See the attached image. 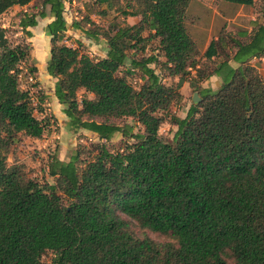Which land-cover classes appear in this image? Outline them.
Returning a JSON list of instances; mask_svg holds the SVG:
<instances>
[{
    "label": "trees",
    "instance_id": "16d2710c",
    "mask_svg": "<svg viewBox=\"0 0 264 264\" xmlns=\"http://www.w3.org/2000/svg\"><path fill=\"white\" fill-rule=\"evenodd\" d=\"M224 1L260 14L250 31L221 30L203 52L221 59L201 62L186 21L191 0H126L120 13L139 21L114 23L113 33L88 17L69 24L64 0H0V15L31 4L0 25V264H44L47 250L51 264H264V78L251 64L264 54V0ZM46 7L53 19L45 26V69L54 95L69 129L98 138L78 143L66 160L50 156L52 184L6 164L18 135L39 139L47 128L35 115L40 100L33 104L22 85L37 71L29 62L28 27L46 16ZM70 26L93 41L105 39V56L92 58L80 41L65 44ZM10 32L21 39L12 41ZM149 42L151 53L137 57ZM127 60L126 73L143 75L138 89L118 74ZM158 61L179 79L191 71L196 81L220 79L215 91L197 90L200 101L184 117L171 115L177 126L171 143L158 130L180 93L160 82L152 66ZM79 89L92 97L79 100ZM124 118L141 131L133 133ZM116 133L134 141L113 151ZM118 212L173 241L134 235Z\"/></svg>",
    "mask_w": 264,
    "mask_h": 264
},
{
    "label": "rangeland",
    "instance_id": "374dc122",
    "mask_svg": "<svg viewBox=\"0 0 264 264\" xmlns=\"http://www.w3.org/2000/svg\"><path fill=\"white\" fill-rule=\"evenodd\" d=\"M91 2H93V0H66V15L72 18L77 16L80 19L89 12L93 13L96 10H102L106 12L105 16H97V18L93 16V18L97 19L98 25H103V28H107L110 33L114 32L111 28L114 23H123L118 8L124 6L126 0H110L108 6L106 4H95L93 6ZM196 8L194 12L188 11L186 21L189 27L197 22V20L203 21L202 23L205 26L204 31H202L203 34H197V41H195L199 51L198 58L201 62H211L212 60L217 62L221 59L216 56L215 53L212 55L211 59H207L208 57L203 53L211 40L217 38L221 30L231 34L237 33L240 30L250 31L254 20L260 14L255 6L237 5L224 0H196ZM14 21L13 12H8L0 17V23H12ZM258 21L262 22L263 18L261 17ZM21 37L20 33L10 32L9 34V38L12 41H19ZM153 46V42L147 43L145 45V50L137 52L136 56L141 57L144 56L145 53H151ZM84 49L90 52L89 55L92 58H98L100 57L99 52L102 47L97 45V49L92 50L89 46L85 45ZM128 55H132L130 50H128ZM29 62L30 64L35 63V59L32 58ZM161 62L162 61H158L157 64H152L155 68V72L160 78V82L165 85L173 86L180 93L178 100L170 106L168 113L165 114L164 120L160 124L158 130L160 137L164 141L171 143L177 129V126L171 120V115L184 117L189 106L194 103L192 100L193 93L197 92L201 87L210 88L212 91H215L220 85V79L218 77V79L208 78L196 81L191 77L194 71H191L190 75L179 79L174 76H169L166 65ZM230 64L233 65L234 68L238 66V64L233 61H230ZM251 64L255 67L260 76L264 78V54L261 57L251 59ZM128 67L129 60L119 67L118 74L126 75L128 82L135 89H138L143 82V75L138 69L132 70L131 73H126ZM36 69L35 78L23 79L22 85L24 88L30 90L33 104H37L38 100H40L42 109L40 112L35 111V115L38 118H43L47 123V128L39 139L18 135L17 141H15L10 152L7 154L6 164L8 166L18 165L27 179H34L41 183L48 182L52 184L54 183V178L48 175L49 157L56 155L58 158L66 160L68 152L74 149L78 143L87 144L90 141L97 142L98 138L95 133L82 129L71 130L68 128V119L62 112L63 105L57 101L54 95V86L52 88L53 78H50V76L48 77L45 68L42 66H38ZM77 97L80 100L83 97L90 98L92 95L85 92L83 89H79L77 91ZM122 123L132 124L133 133L141 131V126L135 123L131 118H124ZM133 141L134 139L131 137L124 138L120 133H116L110 140L109 146L113 151L122 150L120 146H124V144H129ZM118 215L127 222L129 231L138 237L148 236L156 242L173 241L168 234L158 233L144 228L140 226L137 221L120 212H118ZM223 256L227 261H233V255L228 249L225 250ZM52 260L53 253L47 250L42 255V261L44 264H51Z\"/></svg>",
    "mask_w": 264,
    "mask_h": 264
},
{
    "label": "crops",
    "instance_id": "0c3cea01",
    "mask_svg": "<svg viewBox=\"0 0 264 264\" xmlns=\"http://www.w3.org/2000/svg\"><path fill=\"white\" fill-rule=\"evenodd\" d=\"M74 1V0H73ZM96 2V0H93V2ZM110 1V0H108ZM92 3V2H91ZM64 4L65 7L66 6V0H64ZM99 4L98 2H96V5ZM110 4V2H107V6ZM31 4L27 5V6H13L12 8H10L7 12L3 13L0 15V17H2L4 14L8 13V12H13V14H15L17 11L19 10H27V9H31L30 8ZM196 8V0H191V3L188 7V11L190 10L191 12H194V9ZM196 10L198 11V9L196 8ZM119 11V8H118ZM46 12V16L41 18V17H37V24L35 26L32 27H28V30L31 32V37L28 38L27 40L30 42L31 44V51H30V59H35V63H33L37 68L38 66H42L43 68H45L46 66V62L49 58V52H50V36H48L45 33V26L53 19L52 16H50L48 7H46L45 9ZM102 10H96L93 13H87L84 16H82L80 19L77 16L69 17L66 15V11L64 12V17L65 20L71 24L73 21H80L83 17H88L90 18L96 25L97 24V19H94L93 16H95L97 18V16L101 17V16H105L102 15ZM120 13V11H119ZM121 14V13H120ZM198 14V13H197ZM121 21L128 25H133L136 24L139 21V17L138 16H130V15H122L121 14ZM196 21V20H195ZM203 21H198L195 22L194 24L191 25L190 28V33L193 37V39L195 41H197V34L202 33V31H204L205 26L202 23ZM1 26L6 27L9 26L10 23H6V22H1L0 23ZM88 26V25H87ZM98 26H100L101 28H103V25L99 24ZM87 28V27H85ZM107 29V28H104ZM200 31V32H199ZM203 34V33H202ZM71 35V36H70ZM83 41H82V40ZM73 42H72V41ZM81 42L84 46H89L90 49H97V45H100L102 47V49L100 50V56L104 57L106 50H107V44L105 39H103L101 36H98V39L96 41L91 40L90 38L86 37L82 32H80V30L78 29H74L71 26L66 30L65 32V39H64V43L69 45V46H76L77 42ZM87 51V50H86ZM88 54H90V52L87 51ZM43 59V60H42ZM231 65V64H230ZM233 68L234 66L231 65ZM46 70V69H45ZM49 77V75H48ZM50 78H52L50 76ZM210 79H218L217 76L212 75L211 77H209ZM53 79H52V88H53ZM92 95V94H90Z\"/></svg>",
    "mask_w": 264,
    "mask_h": 264
},
{
    "label": "water",
    "instance_id": "95a60500",
    "mask_svg": "<svg viewBox=\"0 0 264 264\" xmlns=\"http://www.w3.org/2000/svg\"><path fill=\"white\" fill-rule=\"evenodd\" d=\"M192 100H193L194 103H197V102L200 101V98H199L197 92H194V93H193Z\"/></svg>",
    "mask_w": 264,
    "mask_h": 264
}]
</instances>
